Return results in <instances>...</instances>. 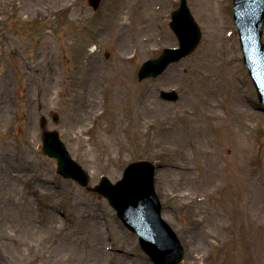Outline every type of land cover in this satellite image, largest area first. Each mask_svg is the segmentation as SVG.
Returning a JSON list of instances; mask_svg holds the SVG:
<instances>
[{
  "label": "rangeland",
  "instance_id": "1",
  "mask_svg": "<svg viewBox=\"0 0 264 264\" xmlns=\"http://www.w3.org/2000/svg\"><path fill=\"white\" fill-rule=\"evenodd\" d=\"M187 1L199 46L139 82L145 61L178 47L170 22L180 0H103L96 12L87 0H0V264H153L105 198L57 174L41 152L45 130L58 131L90 188L102 177L116 183L131 162L154 163L182 264H264V108L243 62L233 0H223L221 16L215 0ZM122 2L137 4L123 14ZM212 49L226 59L221 91L202 75ZM173 90L177 102L160 98ZM210 103L220 114L245 104L257 114L227 121L249 136L251 164L240 155L226 166L221 134L205 116ZM199 126H208L204 135Z\"/></svg>",
  "mask_w": 264,
  "mask_h": 264
},
{
  "label": "water",
  "instance_id": "2",
  "mask_svg": "<svg viewBox=\"0 0 264 264\" xmlns=\"http://www.w3.org/2000/svg\"><path fill=\"white\" fill-rule=\"evenodd\" d=\"M98 10L102 0H88ZM235 23L239 27L245 64L258 90V98L264 105V45L261 43L264 26V0H234ZM171 28L179 40V48L165 49L156 60L145 62L138 73L139 81L156 78L167 68L195 51L201 41V31L196 24L187 0L173 13ZM167 101H177L178 94L162 92ZM55 123L59 117L54 114ZM42 152L57 161L58 173L65 179H73L82 187L90 183L89 174L75 162L57 131H44ZM156 166L149 161L128 165L123 179L113 185L103 178L92 190L108 199L118 212L124 225L140 240L142 249L154 264H180L184 250L170 226L162 219V205L155 192Z\"/></svg>",
  "mask_w": 264,
  "mask_h": 264
},
{
  "label": "bare ground",
  "instance_id": "3",
  "mask_svg": "<svg viewBox=\"0 0 264 264\" xmlns=\"http://www.w3.org/2000/svg\"><path fill=\"white\" fill-rule=\"evenodd\" d=\"M141 3L142 2H138V4H141ZM222 3H223V0H215V6L217 8L215 11H218L219 16H221L220 13L222 12ZM135 4H137V2H135V3L132 2V4H130L128 2H122L121 7H120L121 12H123V14L124 13L130 14V9L132 8V5H135ZM158 17H160V15L157 14L153 19H157ZM219 18L220 17H218V20H219ZM220 23L222 24V26H224V28H228L230 26L229 23H227V22L225 23L223 20H220ZM162 34H163V36L165 35L164 32ZM148 40L149 39H147L146 42H148ZM234 51L236 52V50H234ZM216 53H217L216 50H213V49L211 50V52L209 54V58L207 60V64L209 65L210 68H208V73L204 72V73H202V75L205 78H208V81H211V83L209 84L210 88H212L213 90H216V91H221V89L224 88L225 80L222 79V77H220V76H221V73L224 72L223 70H224V65L226 66V61H225L226 59L223 61V60L216 58ZM225 55H226V58H231V60L233 61V58L231 57V55L227 49L225 50ZM235 59H237V56ZM229 60L230 59H227V62ZM228 82H229V91L232 92L234 95L233 80L229 79ZM210 105H211V109L210 110L207 109L206 114L205 113L204 114H205L206 118L208 119V126H209V123H211V125L214 126V129H215L216 135H217V139H218L219 133L221 134V137H222L221 138V140H222L221 145L223 147L225 154L229 157V163H227L226 166H232L231 162L234 165L236 163L237 157L238 156L240 157V155L243 158H245L246 160L248 159V164H251L252 161H254V160L252 158L250 159L251 153L248 152L249 151L248 147H249V143H250L249 136L241 128H237L236 133H234L233 129L230 128L227 121L230 122V119L232 117H235V116H240L243 118V120L246 121L248 116L257 117V114L251 115L250 108H249L248 104H245L246 106H244L243 107L244 109L241 111L234 112L233 110H228L227 112H225L223 114H220L216 111L218 108V105L213 106L211 103H210ZM199 128H201L200 129L201 133H202V135H204V131H205L204 129H206V128H203L202 126H199ZM219 143H220V140H219ZM215 160H216V157H215ZM218 160H219V157H218ZM246 162L247 161L243 162V164ZM219 163H220V161H219ZM220 166H221V163H220ZM221 168H222V170H224L223 166H221L219 168V171L221 170ZM228 174H229V172H228ZM228 174H226V176H228ZM217 188L219 190L222 189V185L217 184ZM262 211L264 212V207L262 208ZM96 216L97 215H95V214L90 215V217H96ZM51 217L54 218L55 216H51ZM94 224H96V226H97L96 230L100 234L101 233L100 229L102 227L101 223L95 221ZM96 250L99 251L98 252L99 255H101V254L103 255V253L100 254V252H101L100 249H96ZM95 256H97V253ZM118 264H122V261H118Z\"/></svg>",
  "mask_w": 264,
  "mask_h": 264
}]
</instances>
